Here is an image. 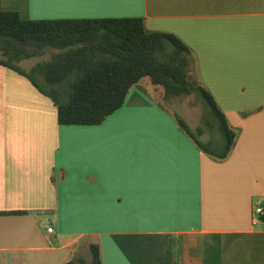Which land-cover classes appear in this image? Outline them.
Instances as JSON below:
<instances>
[{
    "label": "crops",
    "instance_id": "crops-1",
    "mask_svg": "<svg viewBox=\"0 0 264 264\" xmlns=\"http://www.w3.org/2000/svg\"><path fill=\"white\" fill-rule=\"evenodd\" d=\"M7 10L143 17L177 35L238 134L214 158L148 77L101 124H60L52 99L0 64V264H65L92 243L102 264H264V0H0Z\"/></svg>",
    "mask_w": 264,
    "mask_h": 264
},
{
    "label": "trees",
    "instance_id": "trees-1",
    "mask_svg": "<svg viewBox=\"0 0 264 264\" xmlns=\"http://www.w3.org/2000/svg\"><path fill=\"white\" fill-rule=\"evenodd\" d=\"M56 49L49 60L25 69L20 62ZM191 49L177 35L149 30L143 17L23 19L19 12L0 11V64L28 77L50 97L58 121L66 125H96L119 109L129 91L148 77L164 90L165 99L199 93L210 105L224 146L215 150L205 129L176 121L205 152L226 158L237 137L212 93L193 75ZM92 262L72 258L65 264H102L98 243L90 245Z\"/></svg>",
    "mask_w": 264,
    "mask_h": 264
},
{
    "label": "rangeland",
    "instance_id": "rangeland-1",
    "mask_svg": "<svg viewBox=\"0 0 264 264\" xmlns=\"http://www.w3.org/2000/svg\"><path fill=\"white\" fill-rule=\"evenodd\" d=\"M54 49V48H53ZM48 48L42 56L33 57L21 62L22 66L30 67L34 66L37 62L43 60H49L52 57V50ZM56 50V49H54ZM30 69V68H29ZM173 103L163 100L166 106L173 112L186 118L189 122V126L195 129L197 126H201L205 129L201 139L208 142L210 137L214 138L213 148L221 151L224 146V134L219 128V122L214 116L213 111L207 101L197 92L190 95L173 96ZM170 103V105H169ZM82 257L86 262H92V252L89 248L83 250Z\"/></svg>",
    "mask_w": 264,
    "mask_h": 264
},
{
    "label": "built area",
    "instance_id": "built-area-1",
    "mask_svg": "<svg viewBox=\"0 0 264 264\" xmlns=\"http://www.w3.org/2000/svg\"><path fill=\"white\" fill-rule=\"evenodd\" d=\"M254 216L257 220H260L262 223H264V202L258 203L255 206ZM48 231L53 232V228L49 226Z\"/></svg>",
    "mask_w": 264,
    "mask_h": 264
}]
</instances>
